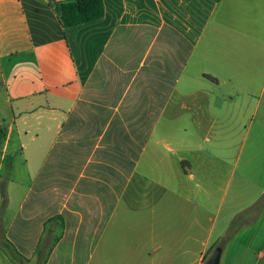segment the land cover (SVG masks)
I'll use <instances>...</instances> for the list:
<instances>
[{
    "label": "crops",
    "instance_id": "obj_1",
    "mask_svg": "<svg viewBox=\"0 0 264 264\" xmlns=\"http://www.w3.org/2000/svg\"><path fill=\"white\" fill-rule=\"evenodd\" d=\"M65 1L0 0V237L28 264H264V0L69 28Z\"/></svg>",
    "mask_w": 264,
    "mask_h": 264
},
{
    "label": "trees",
    "instance_id": "obj_2",
    "mask_svg": "<svg viewBox=\"0 0 264 264\" xmlns=\"http://www.w3.org/2000/svg\"><path fill=\"white\" fill-rule=\"evenodd\" d=\"M104 16V3L103 0H66L61 4V22L64 28L73 27L80 24L89 23ZM2 195V207L5 206L4 192ZM262 208L261 204H257L253 212L257 213ZM245 216L238 217L235 222V227L239 221ZM4 239V238H3ZM5 243L10 245L6 240Z\"/></svg>",
    "mask_w": 264,
    "mask_h": 264
},
{
    "label": "rangeland",
    "instance_id": "obj_3",
    "mask_svg": "<svg viewBox=\"0 0 264 264\" xmlns=\"http://www.w3.org/2000/svg\"><path fill=\"white\" fill-rule=\"evenodd\" d=\"M168 141V140H167ZM150 175H151V177H156L157 176V174L155 173V172H152V173H150ZM201 183V182H200ZM234 184H235V182L234 181H232L231 182V187H230V193L233 191V188H234ZM1 198V197H0ZM0 210H2V207H1V209ZM258 216H260L261 214H260V212L257 214ZM256 215V216H257ZM8 216V215H7ZM121 217V216H120ZM117 219H119V217L118 218H116V220ZM125 220H129L131 223H134V222H146V223H154V220H155V218H154V215L152 216V215H150L149 213H130L129 214V218H125ZM233 228H235V225L233 226ZM1 230H2V226H1V224H0V236H2V232H1ZM142 230H144V229H142ZM130 231V230H129ZM138 231V230H137ZM145 232H147V231H149V230H144ZM132 235H135L134 233H135V230L134 229H132L131 230V232H130ZM244 234H246V233H243L242 235H241V239L242 240H246L247 238H246V236H243ZM229 238H231V235L230 236H228ZM51 241H52V238H51ZM229 240H226V241H224L223 243H222V246L225 244L226 245V243L228 242ZM0 254H6L9 258H10V264H19V263H21V264H28V262H26V261H22V259H20V258H18V254H17V252L14 250V248L12 247V246H10V245H8L7 243H5V241H4V239H3V237H0ZM254 245H255V243L252 245V247H254ZM235 246L237 247L238 245H237V243L234 245V244H230V245H228L227 247H226V251H231V250H233V248H235ZM217 247V244H214L212 247H211V249L209 250V253H208V256H207V258L211 255V253L213 252V250L215 249ZM40 251V249H38V252ZM45 255H46V248L44 249V253H43V259L42 260H40V261H38L37 263L35 262L34 264H43V261H44V257H45ZM206 258V259H207ZM225 258H226V256L224 255V258H222L221 259V264H226V260H225Z\"/></svg>",
    "mask_w": 264,
    "mask_h": 264
},
{
    "label": "water",
    "instance_id": "obj_4",
    "mask_svg": "<svg viewBox=\"0 0 264 264\" xmlns=\"http://www.w3.org/2000/svg\"><path fill=\"white\" fill-rule=\"evenodd\" d=\"M222 248L216 247L204 264H220Z\"/></svg>",
    "mask_w": 264,
    "mask_h": 264
}]
</instances>
